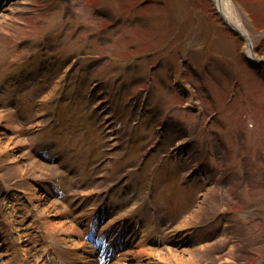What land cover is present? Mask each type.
<instances>
[{
    "label": "rangeland",
    "instance_id": "rangeland-1",
    "mask_svg": "<svg viewBox=\"0 0 264 264\" xmlns=\"http://www.w3.org/2000/svg\"><path fill=\"white\" fill-rule=\"evenodd\" d=\"M233 2L253 34L264 30V0ZM5 4L16 12L0 22V136L41 129L23 157L0 150L4 181L31 198L33 183L70 185L67 163L34 172L45 140L76 165L64 190L118 199L146 244L175 239L170 223L189 216L193 264H264V66L213 1L0 0V20ZM253 42L264 57V37ZM63 213L57 224L70 226ZM57 230L47 226L62 243ZM147 246L132 248L140 264L160 249Z\"/></svg>",
    "mask_w": 264,
    "mask_h": 264
},
{
    "label": "bare ground",
    "instance_id": "bare-ground-1",
    "mask_svg": "<svg viewBox=\"0 0 264 264\" xmlns=\"http://www.w3.org/2000/svg\"><path fill=\"white\" fill-rule=\"evenodd\" d=\"M214 1H215L214 2L215 5L221 8L222 11L224 12L226 20L231 21L236 27H238L240 29V32L244 34L245 37L252 38L253 33L251 32V30H249L246 27L243 16L241 12L238 10V8L236 7L233 0H214ZM4 10H5L3 12L4 20L1 19L0 20L1 23H5L6 18L8 20L14 18L15 12H16V10L13 7L9 6V4H5ZM12 119L14 121L15 116ZM33 131H34L33 126H29L27 136L25 137H21L19 135H16L14 137L11 135L10 136L9 135L0 136V150L2 151L5 150L6 153H8L9 155V153H11V147H13L14 145H17V147L20 146L21 148L20 151H23V154L11 153L10 156L12 158L14 155L18 156L19 158L23 157L24 153L26 152L25 151L26 144L30 142V135L33 134ZM30 162L34 166V172L37 170H41V168L45 166V164L39 161L36 157H33V158L30 157ZM20 167L21 169H24V165H20ZM13 188L14 189L11 191L12 198L5 201L7 206L5 210H3V214H0V216L2 217V219H0L2 223L0 228H6V225L9 224L7 221L8 217H13L14 228H11L8 230V233L6 234V237H5L7 240H10V241L14 240L15 230L17 232L18 237H21L22 232L24 234L31 233L34 235H36V233L41 232V234L39 235V240L43 242L44 244L46 243L47 245V246H44V249L42 250V254L40 256L44 264H47V258H48L47 255H51L52 250H56L54 247L59 248L58 246H62L63 249L58 252L59 254L64 255L67 251L69 252L71 251L73 252V255H75L76 253H79L80 251V249H78L79 247L84 246V245L87 246V243L85 242H77L73 238L70 239L71 232L75 230V227L72 224L70 226L66 224L58 225L57 222H59V220L53 219V217L57 215L56 213L58 211L54 208V205L51 202L47 201V198L51 196V192H52L49 190L48 187L46 188L47 190L45 191H40V190L33 191L34 192L33 197L37 199L38 203L36 202L34 204H31L29 208L28 207H17L15 210V213L12 212L11 214H7L9 209H12V208L14 209L16 205L22 204V202L25 203V201L21 202L18 200L17 197L15 198V194L17 193V191L15 190V187ZM31 189L34 190L36 189V187L32 186ZM51 190L53 189L51 188ZM33 208H38L41 213L45 215H49L50 218H48V220L50 221L45 220V222L42 224L39 217H35L33 214L31 218L28 217L26 215L27 212L28 211L32 212ZM188 217L184 219V222L177 221V222L170 223L169 228H170V231L172 232V235L175 237V239H165V241L161 242L160 246H158L160 249H156L154 251L150 250V255L147 257V261H149L150 264H159L158 260H163L166 262L175 261L178 264H193V262H195L194 261L195 258L191 253L192 251L191 245H194L195 241L193 237H189L188 233L184 232V227H186L185 225L187 224L186 220ZM30 221H33L37 224V228H35V230H33L34 226H31ZM46 225L53 230L58 229L57 231H59L60 233H63L64 236L66 235L67 238H64L62 243L57 242L55 239L52 238V235L49 232L47 233ZM142 237L143 238L145 237L146 239L148 238L145 232ZM27 238L28 240H31V237H27ZM169 240L171 241V243L169 242ZM175 240H177L179 244L178 243L173 244L172 242H174ZM142 244L143 242L140 245ZM125 256L127 257L121 256V258L116 260V263L113 262V264L114 263L115 264H130L127 262H123L124 259L129 260V261H136V264H140L142 261V254L139 252L134 253L132 249L128 250L125 253ZM8 261L12 263L11 260H8Z\"/></svg>",
    "mask_w": 264,
    "mask_h": 264
},
{
    "label": "water",
    "instance_id": "water-1",
    "mask_svg": "<svg viewBox=\"0 0 264 264\" xmlns=\"http://www.w3.org/2000/svg\"><path fill=\"white\" fill-rule=\"evenodd\" d=\"M213 3L215 2L214 0H212ZM215 5V3H214ZM215 9L217 11V14L220 16V18L222 19V21L226 24V25H230V27L235 30V32L240 35L246 42H247V54H246V58L248 60L249 63H252L253 65L256 63H260V64H264V58H259L257 57L256 53H255V49L253 47V42H252V38L254 37H264V30L262 31H257L254 34H252V38L249 37H245L244 34H242L240 32V29L238 27H236L231 21L226 20L225 18V14L222 11L221 8H219L217 5H215Z\"/></svg>",
    "mask_w": 264,
    "mask_h": 264
},
{
    "label": "trees",
    "instance_id": "trees-1",
    "mask_svg": "<svg viewBox=\"0 0 264 264\" xmlns=\"http://www.w3.org/2000/svg\"><path fill=\"white\" fill-rule=\"evenodd\" d=\"M264 54V50L261 51Z\"/></svg>",
    "mask_w": 264,
    "mask_h": 264
}]
</instances>
